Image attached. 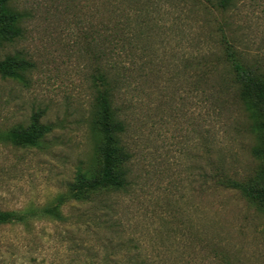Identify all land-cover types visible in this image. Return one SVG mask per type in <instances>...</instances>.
I'll return each instance as SVG.
<instances>
[{"label":"rangeland","instance_id":"1","mask_svg":"<svg viewBox=\"0 0 264 264\" xmlns=\"http://www.w3.org/2000/svg\"><path fill=\"white\" fill-rule=\"evenodd\" d=\"M76 1H12L26 13L24 35L0 58L22 52L33 66L23 81L0 78V131L38 110L54 129L39 148L0 141V211H34L27 223L0 225V264H264V212L219 184L257 165L249 119L218 84L208 95L200 65L225 33L264 69V0L215 11L210 30L197 0H151L130 14L114 49L128 78L117 105L128 124L129 185L68 200L55 218L44 207L67 193L80 165L95 164L93 76L105 65L96 44L115 18Z\"/></svg>","mask_w":264,"mask_h":264},{"label":"trees","instance_id":"2","mask_svg":"<svg viewBox=\"0 0 264 264\" xmlns=\"http://www.w3.org/2000/svg\"><path fill=\"white\" fill-rule=\"evenodd\" d=\"M12 1L0 0V48L13 44L24 35L23 23L26 13L15 8ZM88 1H90L88 7L92 10L106 13L105 10L109 11L110 8L112 15L115 16L112 28L108 25L104 27V30L107 33L110 31L111 34L108 33L96 44V59L100 63L104 60L106 65L99 64L93 76L95 97L91 105L90 118L93 134L96 137V160L91 168L80 165L73 181L69 184L67 193L61 195L56 205L44 207L42 212L55 218L62 217L59 208L68 200L85 201L96 193L119 192L129 185L132 154L124 141L128 124L117 105L119 91L124 88L122 86L127 83L128 78L121 66L123 60L119 61L114 49L119 42H122L121 39H124L125 30L130 28V14L133 12L142 15L151 4V0ZM199 1H196L199 7L196 3H192L194 8H199V14L208 20L205 24L203 19V27L206 30L209 29L207 25L213 24L210 20L214 18L215 11L225 12L235 4V0ZM186 2L188 1H185V4ZM192 3L184 5L189 7V13L195 14L194 11L197 9H192ZM218 41L219 48L210 49V55L207 56L210 59L202 58L200 62L205 71L203 78L208 84V95L213 96L218 84V89L228 91L227 95L240 102L249 119L246 131L254 138L251 154L257 162L253 172L244 179L224 177L219 180V184L226 189L238 190L258 211L264 212V69L250 63L225 33L220 34ZM134 42L136 41L132 39L129 43L133 45ZM113 44L114 48L111 50L109 45ZM133 50L136 51L137 47ZM32 66V61L22 52L7 54L0 58V78L23 81L26 71ZM215 80L216 84L213 83ZM44 116V110L35 111L26 125L18 124L0 131V141L22 148L41 147L54 129L51 123L42 120ZM33 213L34 211L31 210L0 211V225L27 223Z\"/></svg>","mask_w":264,"mask_h":264}]
</instances>
